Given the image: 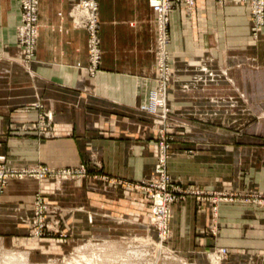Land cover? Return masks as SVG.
<instances>
[{"label": "crops", "instance_id": "crops-1", "mask_svg": "<svg viewBox=\"0 0 264 264\" xmlns=\"http://www.w3.org/2000/svg\"><path fill=\"white\" fill-rule=\"evenodd\" d=\"M195 1L191 11L178 4L170 19L167 102L182 127L168 170L184 192L223 191L231 199L214 214L210 201L186 193L173 206L168 247L195 259L222 246L230 252L222 264H264V206L246 199L264 193V130L221 128L252 123L253 107H264V26L254 39L247 5ZM76 2L39 0L36 55L25 67L21 3L0 0V165L84 162L94 176L58 192L47 179H10L0 192V239L11 245L63 251L99 234L108 247L111 235L148 227L149 202L133 186L154 174L158 159L161 121L142 110L156 88L155 13L149 0H98L102 60L93 76L88 31L71 13ZM43 114L50 136L28 129ZM38 190L64 206L52 217L70 238L22 235Z\"/></svg>", "mask_w": 264, "mask_h": 264}, {"label": "built area", "instance_id": "built-area-1", "mask_svg": "<svg viewBox=\"0 0 264 264\" xmlns=\"http://www.w3.org/2000/svg\"><path fill=\"white\" fill-rule=\"evenodd\" d=\"M21 3V23L17 26V42L24 56V64L28 66L29 61L36 55V47L38 41V26H39V0H19ZM230 1H235L239 4L247 5L250 9L252 28L251 35L254 39L259 38L264 26V0H216V2L223 6ZM184 4L188 11L194 9L195 0H149V4L155 13V24L157 29V47H156V81L159 83L152 91L149 103L142 108L145 111L158 115L157 109L159 107L165 110L161 113L162 118L167 119L168 109H166L167 89L172 76L171 57L168 46L171 42L170 35V19L171 14L178 4ZM77 10L86 11L85 14L79 18L77 22L79 25L85 27L89 33V52H90V73L94 76L96 71L101 66V39H100V22H99V2L98 0H77L74 5V10L71 12L75 19V12ZM29 60V61H28ZM28 129L39 130V133L44 136L51 135V121L46 114L39 117L37 123L29 126ZM170 138L167 136L166 130L161 131V141L159 142L158 159L155 164L154 174L141 182L139 187L146 192V197L151 204V222L156 228L160 242L168 243L171 238V220L173 217V206L183 199L184 195H180L182 190L179 188L175 180L168 170L169 159V142ZM78 168V170H74ZM59 171V172H58ZM79 171V172H78ZM78 172V173H77ZM87 172V167L82 162H77L72 165H50L44 163H37L28 166H12L7 164L0 165V190H4L9 180L14 177L24 178L26 176H33L37 179L55 175L58 181L61 178H70L73 174L80 177ZM55 175V176H56ZM185 193H191L200 201L204 195L201 190H190ZM212 210L216 214L219 207L217 205V192L212 193ZM211 194V195H212ZM36 214L40 217L42 222L33 232L36 236L41 235L44 224L43 213L47 209V205L43 200L41 192L36 193ZM260 197V196H259ZM219 199V198H218ZM260 199V198H259ZM264 204L261 197L259 200ZM49 227V226H47ZM218 258L224 259L227 255V249L222 248L217 250Z\"/></svg>", "mask_w": 264, "mask_h": 264}, {"label": "rangeland", "instance_id": "rangeland-1", "mask_svg": "<svg viewBox=\"0 0 264 264\" xmlns=\"http://www.w3.org/2000/svg\"><path fill=\"white\" fill-rule=\"evenodd\" d=\"M74 5L71 9V12L74 10ZM34 59L35 56L31 59V61L28 60L29 64ZM89 60H90V52H89ZM170 62H171L170 63L171 67H173L172 61ZM19 63H21L25 67L29 66V64L28 66H26L22 62ZM172 76H173V69H172ZM157 77L158 76L156 73L155 79H157ZM157 85H159V83L156 81V87ZM167 98H168V89H167ZM166 109H168L167 119H164L161 116L162 115L161 113H163V111L165 110L162 107H159L157 109L159 113L158 115L153 113L151 114L156 115V117L161 121V125L158 127V148L160 146L159 142L161 141L162 130H166L167 136L170 138L169 140L170 142L169 157H170L171 146H172V141L174 139L175 131L176 129L180 128L179 126H181L182 124L169 116L171 114V108L168 105L167 100H166ZM142 110L145 111L143 108ZM263 115H264V107L254 106L252 123L250 122L245 123L243 121L237 122L235 124L221 123L222 124L221 128L244 131L245 129H251L252 127L254 132L260 133L262 130H264V121H262L264 119ZM82 163L86 165L87 172L81 177L79 175H76L79 172L78 171L76 174H73L72 177L61 178L60 181H58L59 177L57 178V176H60V174L56 175L57 173L55 174L56 176L53 175L41 179H37L33 176H26L24 178H19V177H14V178L28 180V181L34 180L36 183L47 179L55 184V189L57 192L58 189H64L63 191H68V187H70L68 181H75L78 179H90L94 177L90 171L92 169H90V167L86 163L84 162ZM74 170H78V168H74ZM141 182L137 186H139ZM175 182L177 183V181ZM133 187L137 190H141L139 187H136V185ZM1 191L2 190H0V192ZM141 191L146 196V192L144 190ZM201 191L204 192V195L200 201L202 202L208 200L212 204L213 203L212 198L214 196L212 194L213 192L211 193L209 192V194L207 195L204 190ZM77 192L81 193L78 190ZM36 193H34V195L31 198L29 213L23 219L24 224L27 227V231H24L22 235L34 241H38L44 238L46 239L57 238V237L70 238L69 232L61 231V218L58 216L52 217L54 214L57 215L59 213L60 207L62 208L64 206L52 202L53 200L51 196L49 198L47 195L43 194L42 192L41 195L43 197L44 202L47 205V209L45 210V213H43L45 226L42 227L41 235L36 236V234H33V232H35V230H37V228H39L40 224L42 223L40 222V217L36 214L37 211L36 199H35ZM217 193L218 194L220 193L218 196H216L217 205H218V201L223 202V201H227L228 199H231L229 195H227V193L223 191H219V192L217 191ZM179 194L185 195L186 193L182 190V192H179ZM251 195H247L246 199H250L253 203H256L257 205L264 206V204H261L259 202L261 197L264 200V193L253 191ZM65 203L66 205H68L67 202ZM149 205L151 210V204ZM212 206H214V204H212ZM150 216L151 214H149V219L147 221L148 227L145 226V228L143 227L141 229L129 228L126 229L125 232L111 235L110 237L116 240L114 241V243L109 244L108 247L105 241H102L101 236L99 234L95 235L94 239L91 240L81 239L76 244H72L68 248L65 247L63 251H59L58 248L56 249L49 248L48 247L49 244H47L46 246L47 248L42 249L40 247H31V246L25 247V246H18L15 244L11 245L10 242L5 243L3 240L0 239V264H222L224 261L228 259L230 252L228 248L222 246L213 248L207 251L206 253L202 254L201 256L196 257L195 259L193 257H191L193 259L179 258L174 254V252L171 249H169L167 242L166 243L160 242L158 232L156 228L153 226ZM210 227L212 228V225ZM56 247H58V245ZM222 248L227 249L228 255L224 259H219L217 250Z\"/></svg>", "mask_w": 264, "mask_h": 264}, {"label": "bare ground", "instance_id": "bare-ground-1", "mask_svg": "<svg viewBox=\"0 0 264 264\" xmlns=\"http://www.w3.org/2000/svg\"><path fill=\"white\" fill-rule=\"evenodd\" d=\"M86 12V11H85ZM85 12L84 11H80V10H77L75 13V15H77L78 14V16H77V21H79V18L80 17H82L84 14H85ZM87 30V29H86ZM88 31V30H87ZM89 34V33H88ZM38 37H39V26H38ZM156 47H157V45H156Z\"/></svg>", "mask_w": 264, "mask_h": 264}]
</instances>
